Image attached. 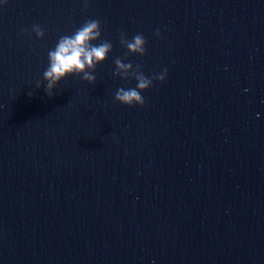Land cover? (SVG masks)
Listing matches in <instances>:
<instances>
[{
    "label": "water",
    "instance_id": "1",
    "mask_svg": "<svg viewBox=\"0 0 264 264\" xmlns=\"http://www.w3.org/2000/svg\"><path fill=\"white\" fill-rule=\"evenodd\" d=\"M89 19L112 51L49 97ZM116 58L167 69L143 107ZM0 264H264V0H0Z\"/></svg>",
    "mask_w": 264,
    "mask_h": 264
},
{
    "label": "clouds",
    "instance_id": "2",
    "mask_svg": "<svg viewBox=\"0 0 264 264\" xmlns=\"http://www.w3.org/2000/svg\"><path fill=\"white\" fill-rule=\"evenodd\" d=\"M4 3L6 4L7 0H4ZM87 6L88 0H84V7L87 8ZM24 31L29 36L34 33L37 38L41 39L45 35L40 25H33L31 32ZM155 35L159 36L160 32L157 31ZM100 38L101 22L99 19L86 20L72 34L59 37L55 47L48 51V66L43 72V80L46 82L44 89L49 97L55 94L53 90L56 85L69 76H80L89 84L96 82V76L93 73L97 65L104 62L113 49L110 41ZM96 41L100 42L94 43ZM146 43L142 34H136L131 40L127 38L125 33L120 35V44L127 49L126 55H145ZM114 63L113 76L120 77L125 81L134 78L136 81V87L127 89L121 87L115 93V101L126 106L139 105L143 107L145 99L141 93L148 90L154 80L163 82L167 76L166 68L160 74L147 77L139 65L134 68L131 63L122 62L120 58H116ZM40 87L38 81L36 88Z\"/></svg>",
    "mask_w": 264,
    "mask_h": 264
}]
</instances>
